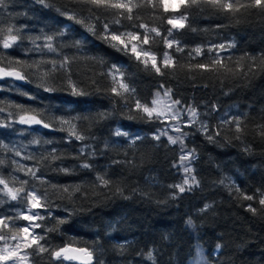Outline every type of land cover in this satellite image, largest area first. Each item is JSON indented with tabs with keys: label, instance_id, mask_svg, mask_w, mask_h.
<instances>
[{
	"label": "trees",
	"instance_id": "16d2710c",
	"mask_svg": "<svg viewBox=\"0 0 264 264\" xmlns=\"http://www.w3.org/2000/svg\"><path fill=\"white\" fill-rule=\"evenodd\" d=\"M6 2L7 7L0 8V27L23 28L22 35L41 37L36 41L38 45L45 43V35L55 34L70 25V30L64 36H57L53 43L61 55L76 57L71 65V79L86 93L73 95L60 72L45 81L47 86L56 89L50 92L37 87L41 80L32 74L35 69L29 70L25 84L0 82V102H3L0 107L5 108L0 113V124L10 125L0 127V143L7 146L0 148V159L5 161L0 166V174L8 179L15 176L29 180L40 192L47 189L50 214L48 210H39L45 220L40 221L43 227L36 229L46 237L41 243L50 249L88 248L93 251V264L101 261L103 264H187L193 257L195 243L205 250L208 264H264V210H261L264 206L258 203L259 194L256 193L257 189L264 191V140L256 128L264 124V71L257 68L255 75L249 73L247 77L214 72L188 73L179 69L158 75L145 70L129 55L109 47L98 38L99 32L94 36L61 16L56 8L63 9L65 0H49L51 8H44L35 0ZM140 12L144 22L158 25L162 34L171 27L154 20L151 10L141 9ZM251 12L240 23L210 10L190 17L189 23L197 31L186 27L174 32L185 48L184 52L175 53V57L180 64H186L189 50L199 45L205 48V54L195 57L191 63L204 62L215 55L207 53L206 49L219 44L234 45L220 53L225 58L231 56L233 66L246 54L259 57L264 54V13L255 9ZM77 40L81 41L80 46L71 47ZM33 47L30 40L24 39L18 46L5 51L29 63L60 59L46 50L25 51ZM152 47L158 56L167 51L162 43ZM242 63L246 70L252 61L245 59ZM256 63L259 64V60ZM113 64L122 66L129 83L136 89L135 95L142 102H150L163 84L172 89L173 99L197 108L200 121L208 124L210 132H222L214 141H209L199 128L191 127L187 131L185 144L188 149H195L194 174L199 181L193 190L173 198L177 190L170 186L180 182L173 166L179 160V150L165 138L160 141L152 138L158 128H163V122L127 118L140 114L135 112L132 102L125 106L108 91L112 82L102 73L108 72ZM15 104L42 113L48 120L87 117L73 120L85 139L76 140L67 131L58 130L59 123L48 129L17 123L21 113L9 106ZM231 108L236 109L237 114L228 116V120L237 115L246 117L247 128L240 140L229 130L234 126L221 125L224 121L221 115ZM101 112L111 115L96 119ZM117 129L141 139L133 143L126 137L116 136ZM34 139H39L40 143H32ZM82 147L83 154L80 153ZM246 147L251 151H245ZM17 150L20 156L15 155ZM49 154L61 159L53 160ZM29 156L32 158L27 159ZM83 162L92 167H80ZM17 163L26 168H40L37 175L52 184L79 186L80 190L73 191L70 198L68 194L61 198L60 193L47 185L42 186L25 172L17 171ZM60 168H68L71 172L65 174ZM98 175L110 181L108 186L97 180ZM236 187L248 195L256 193L257 200L240 198ZM0 199L6 201L0 203V215H15L16 209L25 210L15 201H7L2 193ZM250 204L257 213L248 210ZM205 205L209 207L205 209ZM58 220L66 222L58 223ZM217 244L223 245L219 255ZM150 251L154 260L147 258ZM30 261L31 264H78L51 259L47 253L31 257Z\"/></svg>",
	"mask_w": 264,
	"mask_h": 264
},
{
	"label": "snow or ice",
	"instance_id": "6c2138e0",
	"mask_svg": "<svg viewBox=\"0 0 264 264\" xmlns=\"http://www.w3.org/2000/svg\"><path fill=\"white\" fill-rule=\"evenodd\" d=\"M35 3L42 5L44 8L53 7L49 0H35ZM6 7V0H0V8ZM141 9L151 10V16L154 20H161L171 27L167 28L165 33L162 34L158 25L144 22L140 12ZM253 9L264 13V0H65L63 9L56 8V11L73 24L81 25L94 36L99 32L98 38L107 43L109 47L115 49L117 52L129 55L139 64H142L145 70L153 71L158 75H165L166 70H169V74H171L179 69L186 70L188 73L214 72L247 77L249 73L255 75L257 68L264 71V54H261L259 57L248 56L246 54L237 59L233 66V58L231 56L225 58L220 53L227 51V48L234 47V45L230 44L227 47L225 44L211 45L206 51L207 53H215V55L204 62L193 64L191 60L205 54V48L198 45L189 50V62L180 64L175 57V53L184 52L185 48L174 35V30L188 27L192 32H196L197 29L191 27L189 23L190 17L199 15L206 10L218 13L230 21L240 23L242 18L252 14L251 10ZM85 12L87 13L86 16L83 15ZM69 30L70 25H66L64 29L55 34L45 35L43 37L45 43L41 46L36 44V41L40 40L41 37H26L21 34L23 28H17L14 25H9L7 28L0 27V79L12 78L14 80L26 81L28 80L29 70L35 69L36 71L32 74L38 75L41 80V83L37 87L50 92L56 89L47 86L45 81L52 77L54 73L60 72L67 79L73 95H86L71 79V65L75 62L76 57L61 55L60 49L53 43L57 36H64ZM157 38H160L159 41ZM24 39L30 40L34 45L33 48L26 49V52H43L46 50L48 53H55L57 56H60V59H41L29 63L26 60L11 57L5 51L18 46ZM157 43H162L166 49L172 51H163L158 56L152 47ZM80 44L81 41L77 40L70 46L78 48ZM64 46L67 45H61V47ZM92 59L96 58L93 57ZM245 59L252 61V64L248 65L246 70L242 63ZM257 60H259V64L256 63ZM100 62L103 63L102 60ZM44 65H50V67L45 68ZM102 75L111 79L112 86L108 91L114 97L120 98L125 106L132 102L135 112L140 114L139 117L129 115L128 119L139 118L149 121L175 122L165 128H158L152 137L156 141H160L161 137H167L168 144L180 146L178 164H174L173 166L182 168L184 177L180 184L170 186L177 190L173 193V198L179 193H184L186 190L190 191L193 186H198L199 181L193 174V168L190 167L191 162L196 158L195 149H187L184 140L188 133L184 131V127H190L199 122V130L206 134V138L209 141H214L215 137L222 135V132L220 130L210 132L208 124L200 121V113L197 108L194 105L184 106L181 100L173 99L172 89L165 88L163 84L159 86L150 102H142L135 95L136 89L129 83L121 65H111L109 71L102 73ZM95 83L96 81L93 80V84ZM22 94L28 95L27 93ZM29 98L34 99V97ZM9 106L19 109L21 113L16 121L17 123L29 126L39 125L45 129L53 128L54 123H59L60 128L58 130L67 131L69 136L75 137L76 140L82 141L85 139V136L78 132L77 125L73 123V120L87 119V117H73L72 119L52 117L51 120H48L42 113L25 108L23 105L15 104ZM4 111L5 108L0 107V113ZM184 114L187 115L186 122ZM110 115L111 113L101 112L97 115L96 119H106ZM245 119L246 117L242 118L237 115L230 120L222 121L221 125L234 126V128H230L229 130L234 131V138L236 140H240L247 128ZM9 126L8 124H0V127ZM217 127L219 129L221 126ZM169 128L171 131L178 133V135H169ZM256 128L258 129L260 138L264 140V124H258ZM115 135L130 138L133 143L141 139L138 135L132 138L128 132H122L119 129L116 130ZM32 143L39 144L40 140L34 139ZM45 143H50V141H45ZM6 147V145L0 143V148ZM245 151H251L250 147H246ZM83 152L84 147L80 149V153L83 154ZM91 154L94 155V153ZM15 155L20 156V151H15ZM26 158L31 159L32 157ZM51 159L57 160L61 159V157L51 155ZM4 164L5 161L0 159V166ZM80 167L88 169L92 165L83 162L80 164ZM16 170L25 172V175L38 180L40 185H47L54 192L60 193L61 198H63L64 194H68L70 198L73 191L80 190L79 186L52 184L42 175H37L41 171L40 168H26L17 163ZM59 171L65 174H70L71 172L68 168H60ZM97 180L104 186H108L110 183L109 180L99 175L97 176ZM0 186H2L0 187V193L4 197H7V201H15L25 209L24 211L16 209L15 215H0V264H31V257L40 256L44 253H47L54 260H84L85 264H92L93 251H90L88 248L64 246L50 249L46 244L41 243V241L46 240V237L36 232V229L42 228L43 225L40 221L45 220V215H42L39 210H48L50 214L51 204L48 200L47 189L40 192L34 184L30 185L29 180H20L15 176L8 179L2 174H0ZM235 191L240 198L248 201L257 200L256 193H258V203L264 206V191L261 189H257L256 193L252 195L246 194L238 187L235 188ZM4 202L6 201L0 199V203ZM207 207L209 206L205 205V209ZM248 210L254 214L258 211L251 204L248 205ZM19 221H24L25 223L19 224ZM65 222V220H58V223ZM54 230L48 229V231ZM120 247L123 249V245ZM222 248L223 245H216L217 255L221 253ZM29 249L32 251L29 252ZM147 258L154 260L151 251L147 253ZM100 264H103V262L101 261Z\"/></svg>",
	"mask_w": 264,
	"mask_h": 264
},
{
	"label": "rangeland",
	"instance_id": "374dc122",
	"mask_svg": "<svg viewBox=\"0 0 264 264\" xmlns=\"http://www.w3.org/2000/svg\"><path fill=\"white\" fill-rule=\"evenodd\" d=\"M175 31H177V30H174V32ZM167 51H170V50L167 49ZM234 113H236V109L231 108V109L227 110L225 113H223L221 115V118L223 120H228L229 119L228 116L233 115ZM184 120H185V122L187 121V115L186 114H184ZM171 123H175V122H172V121H165V122H163V124H164L163 125V128L167 127ZM191 127H195V128H199L200 129V123L198 122L195 125H192L190 127H184V131L187 132L189 130V128H191ZM119 130H121V129H119ZM169 135L175 136V135H178V133H175V132L171 131L170 128H169ZM130 137L134 138L135 136L130 135ZM162 138L167 139V137H161V139ZM128 139H130V138H128ZM185 140H186V137H185ZM185 140H184V143H185ZM173 146H176L178 148V150H179V156H180V146L179 145H173ZM176 164H178V162ZM193 164H194V160L190 164V167H192L193 170H194V165ZM175 169L177 170V172H178V174L180 176V182L178 183V184H180L182 182V180H183V177H184L183 169L182 168H178V167H175ZM193 174H194V172H193ZM195 187L196 186H193L191 190H193ZM185 192H188V190H186ZM187 264H208L207 259H206V256H205V250L198 243H195L193 257L191 259H189V261L187 262Z\"/></svg>",
	"mask_w": 264,
	"mask_h": 264
},
{
	"label": "water",
	"instance_id": "95a60500",
	"mask_svg": "<svg viewBox=\"0 0 264 264\" xmlns=\"http://www.w3.org/2000/svg\"><path fill=\"white\" fill-rule=\"evenodd\" d=\"M3 80H11V81H14V82H18V83H21V84H25L27 81H20V80H14L12 78H4V79H0V81H3ZM72 248H77V247H72ZM68 262H74V263H78V264H85V261L84 260H66ZM94 263V259L92 260V264Z\"/></svg>",
	"mask_w": 264,
	"mask_h": 264
}]
</instances>
